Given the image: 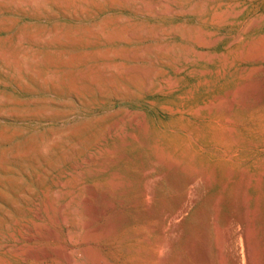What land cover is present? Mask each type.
I'll list each match as a JSON object with an SVG mask.
<instances>
[{
	"label": "rangeland",
	"instance_id": "1",
	"mask_svg": "<svg viewBox=\"0 0 264 264\" xmlns=\"http://www.w3.org/2000/svg\"><path fill=\"white\" fill-rule=\"evenodd\" d=\"M244 212L264 264V0H0V264H246Z\"/></svg>",
	"mask_w": 264,
	"mask_h": 264
},
{
	"label": "bare ground",
	"instance_id": "2",
	"mask_svg": "<svg viewBox=\"0 0 264 264\" xmlns=\"http://www.w3.org/2000/svg\"><path fill=\"white\" fill-rule=\"evenodd\" d=\"M161 159V158H160ZM175 159V158H174ZM161 161H163V160H161ZM159 162L160 164L162 163V162ZM173 162H175V161H173ZM177 162V161H176ZM179 162H181V161H179ZM178 162V163H179ZM167 163V162H166ZM179 164H181V163H179ZM177 166L178 164L176 163V164H174V166ZM168 166V165H167ZM172 169V168H171ZM196 184L197 183V180L196 179H192V181H191V184L193 185V184ZM209 183V182H208ZM188 199V198H187ZM191 203V202H190ZM187 206H188V200H185L182 204H180L179 205V207L171 214V215H166V218L162 221V223H161V225L156 229V231L157 232H159V233H161V234H165V228H167V227H165L166 226V223H167V221H171L172 219V221H174L175 219V217L177 216V215H179V214H181L184 210H186V208H187ZM258 207V206H257ZM256 210V209H255ZM169 212V211H168ZM170 213V212H169ZM250 213V212H249ZM249 213H247V214H249ZM245 212L243 213V214H239L237 217H234V218H232L230 221V225H231V227H233V225L234 224H244V226H245V231H244V229H243V231H240V230H237V229H232V231H231V229H230V231H231V233L227 236V237H224V241L226 242V243H228L230 246H232L233 247V249L234 250H236V247H235V239L236 238H238V239H240L242 242H243V249H244V251H245V260H246V264H260V261H259V256H258V254H257V252H256V241H257V239H256V241H255V235L253 236L252 234L250 235V233H249V231H250V217L247 215ZM38 218H41V215L39 214L38 216H37ZM253 217V216H252ZM175 222V221H174ZM171 223V222H170ZM104 225V224H103ZM106 225V224H105ZM104 225V226H105ZM120 226V225H119ZM169 227V226H168ZM89 228H91L90 226H89ZM235 228V227H234ZM248 228H249V230H248ZM87 229V228H86ZM229 229V228H228ZM115 230V229H114ZM254 230V229H253ZM228 231V230H227ZM255 231V230H254ZM113 232V231H112ZM114 234H115V232H113ZM225 234H226V232H225ZM88 236V235H87ZM165 237H166V235H164ZM252 236H253V238H252ZM35 237H34V234L33 235H31L30 234V236H29V238H28V240H33ZM88 240V239H87ZM87 240H86V242H87ZM166 240H167V238H166ZM165 241V240H164ZM260 241V240H259ZM170 242V241H169ZM163 243V244H162ZM164 243H166L167 244V241L166 242H161V247L156 251V253H155V258L156 259H158V260H163L162 259V257H163V250L165 249V244ZM239 243V242H238ZM92 244V243H91ZM91 244H89V246H92ZM259 245V244H258ZM258 245H257V247H258ZM225 247V246H224ZM260 247V246H259ZM89 249V248H88ZM232 249V248H231ZM66 250V249H65ZM94 250V249H93ZM139 250V249H138ZM220 251H218V252H221L222 253V251H221V249H219ZM90 251V250H89ZM95 251V250H94ZM169 251V250H168ZM263 251V250H262ZM65 252H68V251H65ZM93 252V251H92ZM169 252H171V251H169ZM31 253V252H30ZM29 253V254H30ZM89 253V252H88ZM221 253H219L220 255H221ZM61 254V253H60ZM31 255H33V254H30V256ZM66 256H68V257H70V258H72V256L70 255V253L68 252V253H66L65 254ZM219 255V256H220ZM34 256V255H33ZM168 256V255H167ZM67 257V258H68ZM29 258V257H28ZM34 258H35V256H34ZM32 259V258H31ZM94 259V258H93ZM100 259V258H99ZM76 260V259H75ZM94 261V260H93ZM225 263V262H224ZM98 264V263H97ZM222 264V263H221ZM235 264H241V261L239 260V259H236V262H235Z\"/></svg>",
	"mask_w": 264,
	"mask_h": 264
}]
</instances>
